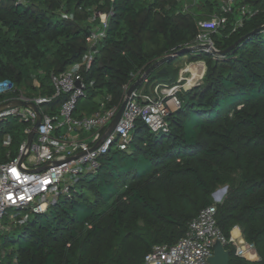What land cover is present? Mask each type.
Wrapping results in <instances>:
<instances>
[{
	"label": "trees",
	"instance_id": "16d2710c",
	"mask_svg": "<svg viewBox=\"0 0 264 264\" xmlns=\"http://www.w3.org/2000/svg\"><path fill=\"white\" fill-rule=\"evenodd\" d=\"M182 1L0 0V80L51 94L50 76L81 61L90 50L86 37L101 28L99 18H91L107 13L105 36L83 71L84 81L93 84L81 99L87 112L106 95L108 106L120 105L131 74L192 48L197 20L181 11ZM243 2L257 13L234 32L237 13L230 15L226 28L213 34L218 49L264 25V0ZM216 6V0H200L193 10ZM186 54L189 60L203 57L207 69L201 83L178 94L181 107L169 114V131L152 132L139 120L129 148L101 156L70 198L59 197L45 212L0 232V264H143L153 245L175 243L212 204L223 235L238 226L259 257H237L227 245L229 264H264V30L224 56L200 49ZM172 62L149 73L148 82L167 76ZM162 67L167 71L160 74ZM19 143L12 137V157ZM219 185L227 190L214 203Z\"/></svg>",
	"mask_w": 264,
	"mask_h": 264
},
{
	"label": "built area",
	"instance_id": "2783aa9c",
	"mask_svg": "<svg viewBox=\"0 0 264 264\" xmlns=\"http://www.w3.org/2000/svg\"><path fill=\"white\" fill-rule=\"evenodd\" d=\"M199 1L183 0L181 11L191 13L197 20L198 31L190 47L201 46L200 50L210 54H213L212 49H218L213 34L226 28L230 15L237 13L232 27L234 32L258 11L251 2L242 3L244 0H216V11H194ZM96 17L101 28L86 37L90 50L81 61L50 76L51 94L41 95L16 87L9 79L0 80V121L12 117L24 124V138L16 155L12 157L8 151L7 160L0 161V232L25 222L30 215L45 212L59 197L70 198L79 179L97 170L101 156L113 150L114 146L116 150L129 148L139 120L152 132L167 133V118L181 105L177 92L184 84L177 83L182 78L172 84L157 83L152 87V93H148L144 89L148 81L146 77L132 91L131 99L110 133L106 134V130L121 104L108 106L109 95L99 100L96 110H82L74 116L78 100L86 96L87 86L93 84V81L86 83L83 78V71H89L94 59L95 51L91 48L105 36L107 28L108 14L96 12L91 20ZM143 74H131V79L123 86L122 101L128 87ZM77 81L81 82L80 86L76 85ZM33 85L40 87L36 79ZM60 96L63 97L58 104H51ZM16 100L35 104L41 113V121L29 147L26 146L27 136L35 124L37 113L28 105L14 106L12 103ZM11 143L12 137L6 133L2 146L10 148ZM22 155L25 157L21 161ZM9 209L15 213L8 214ZM20 209L29 213L19 216ZM238 232L237 237L232 232L228 238L225 237L217 225L216 206H206L188 222L184 235L175 243L153 245L145 254L143 264H210L208 259L212 255L211 240L214 237H218L225 248L232 246L235 256L249 261L258 260L255 245L242 237L239 227Z\"/></svg>",
	"mask_w": 264,
	"mask_h": 264
},
{
	"label": "rangeland",
	"instance_id": "374dc122",
	"mask_svg": "<svg viewBox=\"0 0 264 264\" xmlns=\"http://www.w3.org/2000/svg\"><path fill=\"white\" fill-rule=\"evenodd\" d=\"M216 40H217L216 37H214L215 43H216ZM168 68L170 71L167 76H161V75L158 77L155 76L154 78H150V82L147 81L146 86H144V89L148 93L150 92L152 93V87L157 83H162V82L170 83L171 82L172 84L178 81L179 78H182V80H180V82H178L177 84H180V85L184 84V85L177 92V95L180 93H183L184 91L189 90L195 85L201 83L202 81L201 77L206 73L207 66H206V63L203 57L199 56L196 60H189V54H186V55H180L176 57ZM174 79L175 81H172ZM179 100L181 102V99ZM86 105L87 103L85 99H81L79 104L77 105L76 111L74 112V116H78L84 108L87 109ZM178 109H175V111ZM85 112H87V110H85ZM23 128H24V124L19 122L17 119L12 118V117L5 118L4 120L0 121V136L5 135L6 133L9 132L12 135L15 143L18 144L24 138ZM2 147L0 148L1 156L4 154L6 155L8 151L11 153L13 152L15 154V147H12V148L10 147V148L3 149V150H2ZM114 149H115V146L113 147V150ZM223 186H226V185H219L215 190H218L222 188ZM218 195L219 196H217L218 197L217 200L215 199V197L212 196V200L214 201V203L221 202L225 194H223L220 199H219L220 197L219 192H218ZM11 213H15V210L9 209L8 214H11ZM18 213H19V216H24L25 214H28L29 212L26 209H20ZM236 228L238 230V227L236 226L232 228V231Z\"/></svg>",
	"mask_w": 264,
	"mask_h": 264
},
{
	"label": "water",
	"instance_id": "95a60500",
	"mask_svg": "<svg viewBox=\"0 0 264 264\" xmlns=\"http://www.w3.org/2000/svg\"><path fill=\"white\" fill-rule=\"evenodd\" d=\"M264 30V25L252 30L251 32L241 36L240 38H238L234 43H232L231 45H229L227 48L225 49H212L211 52L215 55H219V56H224L230 52H232L240 43H242L246 38L260 32ZM201 46L198 47H192V48H186L183 49L181 51H178L176 53L167 55L159 60H157L156 62H154L153 64H151L146 71L144 72V74L139 77L138 79H136L127 89L126 91V97L125 99L122 101L117 113L115 114V116L113 117V119L111 120L110 124L108 125V128L106 130V134L110 133L111 131H113L117 121L119 120L124 107L127 103L128 100L131 99V93L132 91H134L135 89H137L141 83L143 82L144 79H146V77L149 75V73H151L153 70H155L156 68L160 67L162 64H164L165 62H170L173 61L176 57L180 56V55H184L189 51H194L196 49H201ZM92 50H94V47L91 48ZM166 68L162 67L159 69L158 73L162 74V73H166ZM81 82L77 81L76 85L80 86ZM14 106H20V105H28L30 106L36 113H37V119L35 121V124L32 128V130L29 132L28 136H27V143L26 146L29 147L31 140L33 138V135L41 121V113L38 110L37 106L33 103H27V102H23V101H14L12 103ZM2 107V105H0V108ZM97 146V144L94 146V148ZM25 155L21 156V161L24 159ZM227 190L226 186H223L222 188L215 190L212 193V196L215 197V195L220 192V197H222L223 194H225ZM211 247H212V255L209 257V262L210 264H229L230 261V250L225 248L223 246V244L221 243V241L218 239V237H214L211 240Z\"/></svg>",
	"mask_w": 264,
	"mask_h": 264
},
{
	"label": "bare ground",
	"instance_id": "6f19581e",
	"mask_svg": "<svg viewBox=\"0 0 264 264\" xmlns=\"http://www.w3.org/2000/svg\"><path fill=\"white\" fill-rule=\"evenodd\" d=\"M219 194H220V192H219ZM217 196H219L218 195V193L215 195V199L217 200L218 199V197ZM221 197H219V199H220ZM238 230H237V228L236 229H234L233 231H232V234H233V236L234 237H237L238 236Z\"/></svg>",
	"mask_w": 264,
	"mask_h": 264
},
{
	"label": "crops",
	"instance_id": "0c3cea01",
	"mask_svg": "<svg viewBox=\"0 0 264 264\" xmlns=\"http://www.w3.org/2000/svg\"><path fill=\"white\" fill-rule=\"evenodd\" d=\"M162 83H164V84H170L171 82L170 83H168V82H162Z\"/></svg>",
	"mask_w": 264,
	"mask_h": 264
}]
</instances>
